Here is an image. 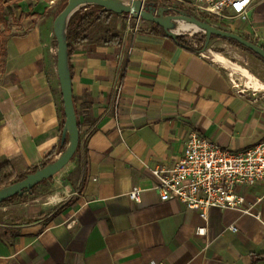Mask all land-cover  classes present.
Returning a JSON list of instances; mask_svg holds the SVG:
<instances>
[{
	"label": "crops",
	"instance_id": "obj_1",
	"mask_svg": "<svg viewBox=\"0 0 264 264\" xmlns=\"http://www.w3.org/2000/svg\"><path fill=\"white\" fill-rule=\"evenodd\" d=\"M169 1L185 8L190 0ZM18 23L0 70V166L15 173L58 146L62 102L53 21ZM222 23L264 45V1L247 19ZM87 34L69 57L78 150L50 178L57 199L48 196L40 216L0 213V264H264L259 220L233 208H210L203 219L178 200H161L150 171L178 157L192 130L232 150L253 146L264 139V107L232 83L211 49L190 51L152 32L149 21L133 34L126 16L105 14ZM113 34L119 45L105 43ZM133 186L142 189L139 201L128 197ZM239 192L253 203L264 185ZM253 210L264 215V198Z\"/></svg>",
	"mask_w": 264,
	"mask_h": 264
},
{
	"label": "built area",
	"instance_id": "obj_2",
	"mask_svg": "<svg viewBox=\"0 0 264 264\" xmlns=\"http://www.w3.org/2000/svg\"><path fill=\"white\" fill-rule=\"evenodd\" d=\"M261 1L264 0H190L179 11L182 17L172 19L191 21L190 17L199 19L206 15L219 18L220 23L231 16L245 20L251 6ZM142 3L144 7V2ZM142 21L143 18L135 12L127 13V31L133 34L138 32ZM170 30L175 35L185 34V30L178 26H173ZM120 89L121 86L117 85V96ZM150 171L156 180L154 189L161 200H178L186 207L196 210L203 219L207 218L210 208L237 209L255 217L264 226V215L253 210L254 204L260 202L264 194L253 203H248L239 192V187L242 186L264 185V139L249 148L232 150L221 147L192 130L178 157L170 163H156ZM141 190L140 187L133 186L128 197L139 201ZM229 228L232 231L237 229L234 225ZM203 230L204 228H197L196 232L201 234Z\"/></svg>",
	"mask_w": 264,
	"mask_h": 264
},
{
	"label": "water",
	"instance_id": "obj_3",
	"mask_svg": "<svg viewBox=\"0 0 264 264\" xmlns=\"http://www.w3.org/2000/svg\"><path fill=\"white\" fill-rule=\"evenodd\" d=\"M142 4V0H67L66 5L54 18L53 34L56 40V70L65 116L61 134V145H64V148L55 158L44 166L28 173L22 179L0 188V202L15 194L22 195L42 180L54 176L71 160L78 147L79 129L72 96V76L67 42L68 22L72 15L82 8L94 5L100 7V12L110 11L116 14L135 12L140 15L143 20L156 23L167 30L170 34L175 35L170 30L174 26V20L172 18L182 17L180 14L178 16L165 15L164 9H159L156 12L155 8L148 7L147 5L142 7ZM189 19L192 22L199 24L200 27H205L207 37L206 43L210 39L211 34L231 38L246 46L264 59V48L260 44L250 41L232 30L214 26L207 21L204 22L195 17H190Z\"/></svg>",
	"mask_w": 264,
	"mask_h": 264
},
{
	"label": "rangeland",
	"instance_id": "obj_4",
	"mask_svg": "<svg viewBox=\"0 0 264 264\" xmlns=\"http://www.w3.org/2000/svg\"><path fill=\"white\" fill-rule=\"evenodd\" d=\"M9 4H14L17 0H6ZM24 8L21 16L14 15V10L16 8H12L9 13V24L10 29L14 31L19 29L15 27L16 25H20L18 23V18H22L24 16H29L33 19H39V17L43 16L44 18H49L51 21L54 20V15L58 10L62 0H24ZM144 5H146V0H142ZM152 2L154 0H151ZM171 3V2H170ZM175 4L171 3L173 8ZM171 6H167L170 7ZM170 9V11L165 12V15H179V11L174 9ZM184 8V7H183ZM182 8V9H183ZM158 10V9H157ZM156 10V12H157ZM208 23L223 28L228 29L221 22L219 18L214 16H206L203 15ZM201 17V18H202ZM179 18V17H177ZM180 20V19H179ZM11 21L16 23L12 24ZM174 26H178L177 20L173 21ZM143 23V21H142ZM230 30V29H228ZM193 33H198V35L204 34L206 35L205 27H200L197 30H185V35L187 34V40L191 43L195 44V40L191 37ZM215 38L209 39L206 45L202 48L211 49L213 52H217L228 59V64L225 65V73L231 79L232 83L238 88L242 89L251 99L254 100L255 103L264 107V61L258 58L251 52H248L230 42L223 39V43H215L212 40ZM242 70H245L247 74H245ZM254 82H257L259 85L255 86ZM53 181L49 180L46 183H42L38 185L32 194L26 195L24 200H15L13 203L7 205H0V213L2 212L5 217L10 218L11 220L21 221L29 218H33L36 216H40L39 210L43 208V203L47 200L48 196H51L54 192L53 190ZM54 208L58 206L59 203H51ZM5 206V208H2ZM51 206V205H50ZM53 208V209H54ZM53 209H49L52 211Z\"/></svg>",
	"mask_w": 264,
	"mask_h": 264
},
{
	"label": "trees",
	"instance_id": "obj_5",
	"mask_svg": "<svg viewBox=\"0 0 264 264\" xmlns=\"http://www.w3.org/2000/svg\"><path fill=\"white\" fill-rule=\"evenodd\" d=\"M19 1L21 0H17V2L11 5L6 0H0V70L3 69L4 63H5L7 40L9 36L11 35V29H10V26L8 25V18H7L8 13L12 8L19 7V4H18ZM66 3H67V0L61 1V4L54 15V18L59 14V12L63 9ZM146 5L148 7L155 8L156 10L164 9L165 12L170 11V9L172 8L169 0H154L153 2L151 0H146ZM167 6H171V8ZM180 8H182V6L174 5L172 9L176 11H180ZM105 14H116V13H113L110 11L100 12V7L94 5V6H87L85 8H82L76 11L72 15V17L70 18L68 22V28H67V42H68L69 57L72 54L75 45L88 38L87 32L89 28L101 16ZM118 15L126 16L127 14H118ZM199 19L204 22L207 21L204 17L199 18ZM150 30L154 33H158V34L172 38L176 43L186 47L188 50L193 51V52L201 51L202 48L206 45L207 37L204 34L198 35V33H193L191 36L195 40V44H193L187 40V37H188L187 34L186 35L185 34L184 35H172L167 30H165L163 27L153 22H150ZM212 38H223L227 40L228 42L248 52L253 53L258 58H260L262 61H264L262 57H260L255 52H253L252 50H250L249 48H247L246 46L242 45L241 43H239L238 41L234 39L227 38V37H221L216 34H211L210 39ZM244 38L250 41H253L249 39L248 37H244ZM54 40H55V37H54ZM105 43H108L111 45H119L120 36L118 34L109 35L107 39L105 40ZM261 46L264 48L263 44H261ZM70 71H71V67H70ZM59 112H60V136H59L60 141H59L58 146L54 148L49 154H47L43 160H41L37 164L30 166L24 172L15 173L10 163H6L0 166V188L7 186L13 182H16L22 179L23 177H25L28 173L33 172L37 168L44 166L46 163L50 162L53 159L56 153L62 151V149L64 148V145H61V134H62V128L64 124V119H65L62 102L60 104ZM76 115H77V111H76ZM77 124H78V129L80 130V121L78 120V115H77ZM77 150H78V147L75 153L73 154L72 158L75 156ZM50 178L42 180L41 182L36 184L34 187H32L28 192H25L22 195L15 194L13 196H10L4 199L2 202H0V205H7L10 203H13L15 200H24L26 198V195L32 194L38 185L48 182Z\"/></svg>",
	"mask_w": 264,
	"mask_h": 264
},
{
	"label": "bare ground",
	"instance_id": "obj_6",
	"mask_svg": "<svg viewBox=\"0 0 264 264\" xmlns=\"http://www.w3.org/2000/svg\"><path fill=\"white\" fill-rule=\"evenodd\" d=\"M179 24H178V28L181 29V30H197L200 28V25L195 23V22H191V21H188L186 19H183V20H178ZM213 58L215 60H218L222 63H224L225 65L228 64V60L221 54L217 53V52H213L212 54ZM245 74H247V72L245 70H242ZM254 85L255 86H258L259 84L257 82H254ZM260 86V85H259ZM57 199V196H51L49 197V201L53 202Z\"/></svg>",
	"mask_w": 264,
	"mask_h": 264
}]
</instances>
